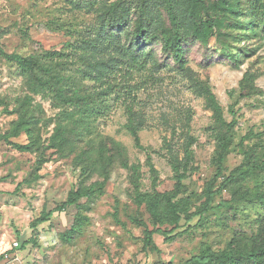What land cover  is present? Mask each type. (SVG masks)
I'll return each instance as SVG.
<instances>
[{
	"label": "rangeland",
	"instance_id": "374dc122",
	"mask_svg": "<svg viewBox=\"0 0 264 264\" xmlns=\"http://www.w3.org/2000/svg\"><path fill=\"white\" fill-rule=\"evenodd\" d=\"M224 1L235 0H204L220 24L203 44L192 36L195 23L189 20L197 0H172L184 33L181 70L160 38L169 26L162 0H0V52L23 57L63 54L64 73L88 96L64 106L53 94L34 95L18 66L0 53V256H5L0 264H184L205 251L223 252L237 241L248 247L264 232V202L251 197L264 194V171H256L224 187L205 216L190 222L183 217L177 229L162 226L168 235L155 234L153 246L145 250V228L134 222L138 208L130 173L114 149L121 146L130 163L142 166L143 193L152 194L156 186L166 195L177 190L169 155L184 162L192 140L184 192L174 199L189 213L202 206L209 183L218 190L231 173L237 176L264 162V28L252 26L248 11L238 18L229 14ZM115 4L130 23L128 30L115 32L125 49L141 12L153 18L150 31L155 38L142 50L147 63L126 64L127 50L121 55L109 43L97 45L96 32ZM114 71L115 81L105 84ZM207 91L215 96L225 123L235 121L221 177L218 155L227 128L209 108ZM28 97L31 105L25 106ZM23 117L38 142L30 151L14 147L31 142L25 131L13 135ZM130 119L139 125L142 150L126 129ZM59 126L66 129L70 147L43 152ZM101 149L115 158L104 192L32 229L43 211L59 206L76 188L84 153L96 155ZM148 156L157 172L155 186ZM102 181L93 174L86 186ZM78 216L87 219L85 226L65 241L63 234ZM141 217L153 230L146 208Z\"/></svg>",
	"mask_w": 264,
	"mask_h": 264
},
{
	"label": "trees",
	"instance_id": "16d2710c",
	"mask_svg": "<svg viewBox=\"0 0 264 264\" xmlns=\"http://www.w3.org/2000/svg\"><path fill=\"white\" fill-rule=\"evenodd\" d=\"M225 4L226 11L236 16L237 18L243 15V11H248L250 20L253 23V27L256 28L262 26L264 28V0H235L232 2H223ZM161 6L166 8L169 26L166 30H162L160 38L163 42V49L167 52H172L175 62L179 67L184 69V54L182 50V43L184 40V33L182 26L178 20V15L172 4V0H162ZM201 6V10H199ZM115 10V12H114ZM117 5L110 7L109 18H104L102 21V27L96 32L98 38L97 45L103 48L108 45L115 47L116 53L123 55L125 51V63L126 64H145L148 62L142 52L143 47L155 38L151 34L150 26L153 24V18L146 12L142 11L138 20L135 22V26L131 31V37L129 45L124 47L118 35L115 33L118 30H128L130 27L129 20L125 14H121L119 10L116 15ZM207 16L208 19L204 20L203 16ZM108 17V16H107ZM108 19V20H107ZM189 20L194 21L195 27L191 32L192 36L203 44H207L214 35L215 28L220 24V21L213 20L209 14L204 0H197L193 9L189 13ZM154 38H153V37ZM93 43V42H91ZM9 62H13L18 66L20 73L24 79L27 80V86L29 91L34 95L47 96L53 94L55 99L64 106L75 105L80 101H86L88 96L83 90V86L78 85L74 78L68 76L63 71L64 62L63 54L59 52L46 53L45 55H33L29 57H23L18 54H6L0 52ZM113 78H108V82L115 81V71L110 72ZM110 87V86H109ZM108 87V88H109ZM208 106L212 109L217 122L221 127H226L227 131L222 135V144H220L221 151L218 155V173L217 176H222V163L224 155L228 150L229 143L231 141L229 133L233 131L235 121L230 124H226L223 119L222 109L219 106L215 96L207 91ZM31 98H27L24 105H31ZM24 107V106H23ZM27 110H25V114ZM126 129L134 139L135 146L142 150L139 125L132 119L126 125ZM20 131H25L29 136L31 142L29 145L14 144V147L20 151H30L32 147L37 146L38 142L35 137V131L33 126L26 118L23 117L21 121L15 124L13 129V135L17 137ZM43 152L55 148L59 152H63L70 147V138L66 136V129L59 126L56 129L55 135L51 143L47 146H42ZM192 140L185 148V161L183 162L175 155H169L168 162L172 167L175 177L177 179V190L175 193H167L166 195L160 194L156 188L157 172L152 163L151 156L147 157V166L153 177L154 192L152 194L143 193L141 190L142 180V166L140 164L130 163L123 148L119 145H114V149L117 153V159L119 164L130 173V184L133 190L134 202L138 208L137 216L134 222L145 228L144 231V249H149L153 246V236L155 234L168 235L162 229L164 225H170L173 229H177L180 226V222L184 217L187 222L192 221L197 216H205L212 210L214 198L219 194L224 187H233L238 184L237 182L244 181L252 173L256 171H264V162L262 164H256L251 166L246 172H241L237 176L230 174L228 178L222 184V187L215 190L212 187V183H209L205 190V200L202 206L194 213H189L187 210L180 207L178 202L174 199L179 194L184 192V185L182 182L187 177L188 163L192 159ZM115 156V155H114ZM86 158L85 166L81 169L82 178L77 183L75 189L69 192L66 201L59 206L51 210L50 212L43 211L39 218H37L32 224L31 228L36 229L39 225L44 224L50 220L56 212L65 211L71 206H78L79 202L83 199H92L97 195L104 192L105 185L110 173V167L115 163L113 156H108L107 152L103 149L99 150L98 154L93 152L84 153ZM84 163V162H82ZM93 174H98L103 177L102 182H96L90 186H86V182ZM253 199L261 200L264 202V194H256L251 196ZM146 208L150 220L154 226L153 230H150L148 224L141 217V210ZM86 218L78 216L72 228L63 234V239L69 241L74 235L80 234L83 227L86 224ZM5 256H0V262ZM184 264H264V232L262 231L248 247H244L241 242L237 241L235 244L231 243L228 249L214 253L205 251L198 256L192 257Z\"/></svg>",
	"mask_w": 264,
	"mask_h": 264
},
{
	"label": "built area",
	"instance_id": "2783aa9c",
	"mask_svg": "<svg viewBox=\"0 0 264 264\" xmlns=\"http://www.w3.org/2000/svg\"><path fill=\"white\" fill-rule=\"evenodd\" d=\"M14 245H15V247H17V246H18V244H17V243H15Z\"/></svg>",
	"mask_w": 264,
	"mask_h": 264
}]
</instances>
